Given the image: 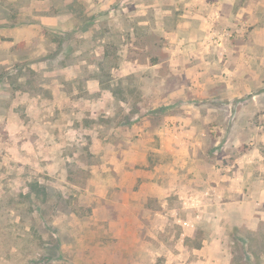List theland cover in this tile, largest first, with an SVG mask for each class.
Listing matches in <instances>:
<instances>
[{
	"label": "rangeland",
	"instance_id": "1",
	"mask_svg": "<svg viewBox=\"0 0 264 264\" xmlns=\"http://www.w3.org/2000/svg\"><path fill=\"white\" fill-rule=\"evenodd\" d=\"M263 43L264 0H0V264H264Z\"/></svg>",
	"mask_w": 264,
	"mask_h": 264
},
{
	"label": "trees",
	"instance_id": "2",
	"mask_svg": "<svg viewBox=\"0 0 264 264\" xmlns=\"http://www.w3.org/2000/svg\"><path fill=\"white\" fill-rule=\"evenodd\" d=\"M34 194L35 197H45L46 196V188L40 186L37 182L32 183L29 185V191L24 195L26 199L31 198V196ZM194 249H200L201 248V243L196 242L193 245Z\"/></svg>",
	"mask_w": 264,
	"mask_h": 264
},
{
	"label": "crops",
	"instance_id": "3",
	"mask_svg": "<svg viewBox=\"0 0 264 264\" xmlns=\"http://www.w3.org/2000/svg\"><path fill=\"white\" fill-rule=\"evenodd\" d=\"M262 46H264V43L262 44Z\"/></svg>",
	"mask_w": 264,
	"mask_h": 264
}]
</instances>
